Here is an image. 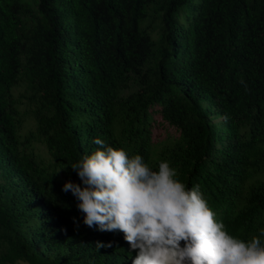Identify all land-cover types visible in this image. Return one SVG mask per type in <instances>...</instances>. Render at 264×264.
Segmentation results:
<instances>
[{
    "label": "trees",
    "instance_id": "1",
    "mask_svg": "<svg viewBox=\"0 0 264 264\" xmlns=\"http://www.w3.org/2000/svg\"><path fill=\"white\" fill-rule=\"evenodd\" d=\"M153 112L177 134L154 142ZM95 138L167 161L230 235L258 236L264 0H0V264H132L123 233L85 226L61 190Z\"/></svg>",
    "mask_w": 264,
    "mask_h": 264
},
{
    "label": "clouds",
    "instance_id": "2",
    "mask_svg": "<svg viewBox=\"0 0 264 264\" xmlns=\"http://www.w3.org/2000/svg\"><path fill=\"white\" fill-rule=\"evenodd\" d=\"M93 142L99 147L70 166L80 183L65 181L61 190L73 195L85 226L123 233L136 252L132 264H264V228L247 241L230 235L200 186L186 187L167 161L153 170L139 154Z\"/></svg>",
    "mask_w": 264,
    "mask_h": 264
},
{
    "label": "rangeland",
    "instance_id": "3",
    "mask_svg": "<svg viewBox=\"0 0 264 264\" xmlns=\"http://www.w3.org/2000/svg\"><path fill=\"white\" fill-rule=\"evenodd\" d=\"M156 35V32H154ZM157 109L155 106L153 110ZM156 119V122L152 125V137L153 141H162L166 137L169 136H175L177 133L176 131L170 127L167 126L166 124H160L158 121H160V118L158 117L157 112H153L152 114V120ZM217 121V119H215ZM35 131V125L34 121L32 118H26V120L22 123L21 128H20V134L22 137H25L29 132H34ZM29 148L32 150V152L41 157L44 160H48V153L46 151V148L44 147L43 144L37 143L36 141L33 142V146H29ZM15 264H27L26 262L18 261Z\"/></svg>",
    "mask_w": 264,
    "mask_h": 264
}]
</instances>
